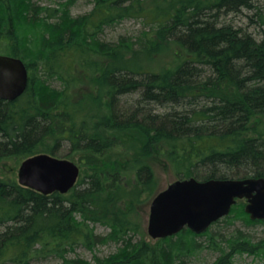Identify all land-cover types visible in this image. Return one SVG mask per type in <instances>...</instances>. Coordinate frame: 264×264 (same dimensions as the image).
Wrapping results in <instances>:
<instances>
[{"label": "trees", "instance_id": "16d2710c", "mask_svg": "<svg viewBox=\"0 0 264 264\" xmlns=\"http://www.w3.org/2000/svg\"><path fill=\"white\" fill-rule=\"evenodd\" d=\"M95 4L91 14L74 20L66 4L58 9L40 7L34 0H0V55L21 59L29 73L21 97L0 100V163L77 153L98 165L110 138L122 133L140 138L127 144L130 160L151 154V145L159 143L180 180L264 177V0ZM244 11L253 31L227 21L228 15ZM132 19L143 24L135 36L114 43L101 38L106 28ZM151 53L169 62L156 70L133 63L138 55ZM101 61L108 65L101 67ZM87 70L95 79L94 93L108 98V115L81 109L73 99L72 89ZM129 97L136 98L127 104ZM118 167L115 160L107 173L78 180L67 194L44 195L21 186L15 171L0 174V264L45 259L60 264H194L205 249L203 237L218 254L212 264H236L238 255L264 252V238L255 242L252 234L234 227V219L264 225L250 219L243 200L203 234L185 229L148 242L121 220L113 194L110 201L101 197L105 188L122 187ZM137 177L151 183L148 164ZM97 223L111 229L106 237L95 233L91 225ZM221 224L234 229L221 231ZM111 242L119 245L117 251L95 255L93 263L68 257L79 245L93 251L97 244Z\"/></svg>", "mask_w": 264, "mask_h": 264}, {"label": "rangeland", "instance_id": "374dc122", "mask_svg": "<svg viewBox=\"0 0 264 264\" xmlns=\"http://www.w3.org/2000/svg\"><path fill=\"white\" fill-rule=\"evenodd\" d=\"M38 6L45 8H58L61 4L68 5V10L70 16L74 20L84 19L83 17L88 16L93 11L96 6L95 0H34ZM246 11L242 13H232L226 18L228 23H232L236 26H243L247 28L248 31H253V28L248 27V20L245 16ZM143 28L141 20L132 19L126 20L123 23L115 27L106 28L101 38L108 42L114 43L122 36H135ZM128 59V56H127ZM159 57L154 54H141L134 59V64L137 67H141L146 70H156L159 69L165 63L169 62V59L164 58L161 62ZM68 66H72L71 62L67 63ZM108 65V63H103L101 61V67ZM102 71V70H101ZM102 81V77H99ZM95 82L94 76H91L89 70L84 74L81 73L78 85L72 89L74 96V101L80 106L92 110L94 114L97 113L98 116L102 117L109 114L108 110V98L103 95V93H94L93 84ZM55 87L62 89L59 82H55ZM93 99H92V98ZM136 97L127 98L126 103L130 104L134 101ZM125 101V100H124ZM105 126V125H103ZM54 140V139H53ZM111 146L108 151L98 158L99 164H89V160L84 158L82 154L73 153L69 158H64L75 162L80 168L79 180L87 179L89 177L101 175L107 173V170L111 168L115 160L119 161L118 180L122 184L119 189L115 185L111 188H105L104 192L101 194L103 201H110L109 199L115 196V200L118 202L113 203V209H116L120 216L123 217L125 223L129 224L130 227L135 229L141 237L146 238L148 242H154L148 234V223L150 217V206L153 199L162 191H164L171 183L179 180L178 174L173 166L167 162L164 155L161 153L164 151V147L159 143H153L151 148L155 149L151 154L140 157L137 161L130 160L131 154L133 152L128 149L127 144L133 141H140L137 136L136 140L130 136L118 133L117 138H110ZM132 141V142H131ZM125 142V143H124ZM67 147L62 148V150ZM130 151V152H129ZM67 152V151H66ZM63 159V158H62ZM25 161V160H24ZM23 162L18 163L16 159L4 160L0 163V174L8 175L10 173L17 174ZM148 164L150 172L152 174V181L150 184L145 185L142 180L137 177V171L141 166ZM108 203V202H107ZM237 214V212H236ZM237 217V216H236ZM235 217V218H236ZM129 220V221H127ZM234 227L239 228L245 232H248L254 236V241L259 242L264 238V225L247 226L244 221L236 220ZM95 228V233L99 236L106 237L111 229L107 226L97 223L96 225H91ZM234 227L230 229H234ZM215 228V227H214ZM213 228V229H214ZM229 226L222 225L220 230H229ZM218 229V227H217ZM215 232V230H213ZM139 236L137 239H139ZM200 242L205 247L204 251L194 258V264H212L217 259L218 254L214 253L210 248H208L209 243L207 237L200 239ZM119 245L111 242L109 244H97L93 251L89 250L83 245H79L74 252L69 253V258H81L89 262H94V256L106 257L111 253H115ZM58 259H45L34 262V264H60ZM236 264H264V252L260 255L254 254H244L238 255L235 258Z\"/></svg>", "mask_w": 264, "mask_h": 264}, {"label": "water", "instance_id": "95a60500", "mask_svg": "<svg viewBox=\"0 0 264 264\" xmlns=\"http://www.w3.org/2000/svg\"><path fill=\"white\" fill-rule=\"evenodd\" d=\"M28 83V69L22 60L0 55V100H17ZM79 176L80 168L73 161L39 154L23 161L18 182L44 195L67 194ZM238 200L246 201L245 211L251 220L264 221V177L176 180L153 199L148 234L154 240L175 236L185 229L203 234L227 217Z\"/></svg>", "mask_w": 264, "mask_h": 264}, {"label": "bare ground", "instance_id": "6f19581e", "mask_svg": "<svg viewBox=\"0 0 264 264\" xmlns=\"http://www.w3.org/2000/svg\"><path fill=\"white\" fill-rule=\"evenodd\" d=\"M148 179V178H147ZM62 205V204H61ZM89 211V210H88ZM226 218V217H225ZM94 225V224H93ZM113 231V230H112ZM115 232V231H114ZM124 234V233H123ZM118 238V237H117ZM101 239V238H100ZM76 241V240H75ZM70 247V246H69ZM87 248V247H86ZM57 251V250H56ZM69 256V255H68ZM67 257V256H66ZM77 260V259H76ZM58 261V260H57ZM61 262V261H60ZM82 262V261H80Z\"/></svg>", "mask_w": 264, "mask_h": 264}, {"label": "flooded vegetation", "instance_id": "af4514ba", "mask_svg": "<svg viewBox=\"0 0 264 264\" xmlns=\"http://www.w3.org/2000/svg\"><path fill=\"white\" fill-rule=\"evenodd\" d=\"M245 201V200H244ZM237 203H238V201H237Z\"/></svg>", "mask_w": 264, "mask_h": 264}]
</instances>
